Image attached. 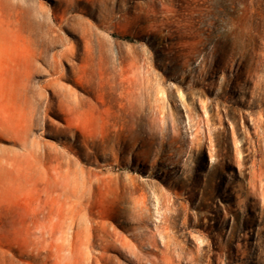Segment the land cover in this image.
Listing matches in <instances>:
<instances>
[{"label": "rangeland", "instance_id": "374dc122", "mask_svg": "<svg viewBox=\"0 0 264 264\" xmlns=\"http://www.w3.org/2000/svg\"><path fill=\"white\" fill-rule=\"evenodd\" d=\"M51 160L103 224L72 264H264V0H0V264H55Z\"/></svg>", "mask_w": 264, "mask_h": 264}, {"label": "bare ground", "instance_id": "6f19581e", "mask_svg": "<svg viewBox=\"0 0 264 264\" xmlns=\"http://www.w3.org/2000/svg\"><path fill=\"white\" fill-rule=\"evenodd\" d=\"M130 80V85L136 88L143 83L141 78L137 77ZM136 93V98L130 101L132 106L130 114L139 121L141 118L137 115V112H142L144 102L141 98L143 93ZM154 116L155 112L153 111V122L156 124L157 120ZM173 137V142H175L180 140L181 135H174ZM50 163V168L42 169L36 174L29 198L30 207L27 216L31 217L32 221H30L41 232L39 234L51 244L55 264H72L71 261L65 259L63 253L66 251L74 252L77 245L90 244L91 236L87 233L85 227L98 230L103 227V224L100 221L89 223L86 220V194L81 193L80 188L77 189L69 182L68 171L63 172L60 161L54 164L51 160ZM25 219L27 220V217ZM28 223L30 224V222ZM29 227L31 226L29 225ZM58 233L60 235L56 237ZM43 237H41L42 240ZM97 237L101 240L104 249L110 246V241L103 235L97 234Z\"/></svg>", "mask_w": 264, "mask_h": 264}]
</instances>
